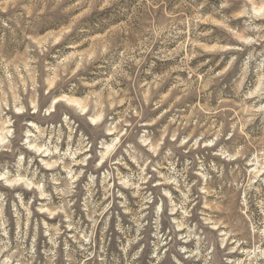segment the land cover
Masks as SVG:
<instances>
[{
	"label": "rangeland",
	"instance_id": "374dc122",
	"mask_svg": "<svg viewBox=\"0 0 264 264\" xmlns=\"http://www.w3.org/2000/svg\"><path fill=\"white\" fill-rule=\"evenodd\" d=\"M6 131L0 264H264V0H0Z\"/></svg>",
	"mask_w": 264,
	"mask_h": 264
},
{
	"label": "bare ground",
	"instance_id": "6f19581e",
	"mask_svg": "<svg viewBox=\"0 0 264 264\" xmlns=\"http://www.w3.org/2000/svg\"><path fill=\"white\" fill-rule=\"evenodd\" d=\"M68 101H69V103H71L73 105H78V103L76 101H74V100L69 99ZM55 102H57V101H55ZM92 122H95V119H92ZM4 133L5 134L3 136L0 135V142L4 141V139L6 138L5 135H7L9 133V131H6Z\"/></svg>",
	"mask_w": 264,
	"mask_h": 264
}]
</instances>
